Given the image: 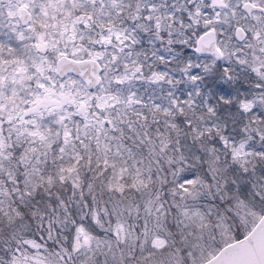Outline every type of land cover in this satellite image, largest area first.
<instances>
[{
  "label": "snow or ice",
  "instance_id": "snow-or-ice-1",
  "mask_svg": "<svg viewBox=\"0 0 264 264\" xmlns=\"http://www.w3.org/2000/svg\"><path fill=\"white\" fill-rule=\"evenodd\" d=\"M0 264H264V0H0Z\"/></svg>",
  "mask_w": 264,
  "mask_h": 264
}]
</instances>
